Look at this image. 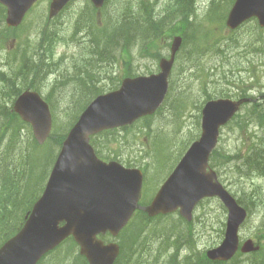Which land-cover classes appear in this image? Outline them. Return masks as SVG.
Returning <instances> with one entry per match:
<instances>
[{
  "label": "water",
  "instance_id": "water-1",
  "mask_svg": "<svg viewBox=\"0 0 264 264\" xmlns=\"http://www.w3.org/2000/svg\"><path fill=\"white\" fill-rule=\"evenodd\" d=\"M36 1L0 0L8 8L7 24L18 26ZM69 1L52 0L50 18ZM92 2L100 8L105 0ZM253 17L264 27V0H236L227 23L237 28ZM182 43V36L174 37L170 56L161 59L158 74L125 78L119 89L98 96L84 110L64 142L44 195L34 205L23 228L0 248V264H37L70 235L80 244L81 254L90 264H114L120 254L119 245H106L98 235L110 232L117 236L137 209L150 217L179 209L180 215L190 222L197 204L216 196L228 210V220L223 241L208 250L207 256L213 261H228L235 256L240 247V226L248 212L219 181L210 167V157L221 128L235 116L243 102L252 98H219L204 105L199 139L190 146L148 206L139 204L142 172L100 160L89 144L90 135L133 124L159 108L167 95L169 76ZM13 109L31 124L36 140L43 144L53 124L47 101L39 92L26 90L18 96ZM62 221L66 222L64 226H60ZM259 249L252 239L241 247L243 253Z\"/></svg>",
  "mask_w": 264,
  "mask_h": 264
},
{
  "label": "rangeland",
  "instance_id": "rangeland-1",
  "mask_svg": "<svg viewBox=\"0 0 264 264\" xmlns=\"http://www.w3.org/2000/svg\"><path fill=\"white\" fill-rule=\"evenodd\" d=\"M112 1L118 6L117 8L110 4ZM143 1H150L151 4L154 3L153 14L156 18H159L158 15L163 16L166 13L170 15L167 23L168 27L172 23L179 30L177 33L182 35H186L187 33V44L178 56L171 82H174V92L181 89L184 92L192 93L193 97L190 102L193 104L189 106L188 111L182 115L177 124L175 121L172 122L170 116L163 115V112L161 115L153 116L149 120H140L131 127L118 131L110 138H97V146L106 154L109 153V150L112 151L113 153L110 152V155L112 157H119L120 161L127 166L128 162L132 163V166L135 167H138L140 164L143 165L142 167L147 172L145 173L146 181H144L142 197H147L145 201H149L155 195L157 188L165 181L175 163L179 161L193 140L196 139L195 137L200 135L196 118V115L200 112L199 106L204 101L202 99L204 95L202 92L204 79L200 77L208 75V73L211 75L209 80H207V84L205 83L209 87V92L216 90L224 92L227 90L230 95L237 96L235 94L238 93L239 87H241V91L245 90L249 95L258 97L264 95V59L252 61V59L257 58V55L254 53L247 56L245 54L237 56L238 50L226 48L228 42L226 43L225 41L216 47H211V44H207V46L203 44L200 45L201 54L203 50L207 51V54L200 57L199 68L194 67L187 72H183L180 65L183 63V67L185 66L188 43H193L198 39L196 37L202 40L203 35H207V28L215 30L216 33L213 32L211 34L209 32L213 40L222 39L223 37L229 39L235 36L236 33L250 32V29L254 25H258L257 20L254 19L248 22L237 32L235 31L236 33L234 32V34L225 27V21L235 0H193V3L198 4V7L195 13H192V17L188 19V21H193L194 28L193 30H188L182 23L183 16H171L177 0ZM107 2L106 7L100 14L108 17L109 13H112L116 17L115 20L123 22L117 17H120L122 12H128V15L132 16L135 13L133 10L136 6H139L141 0H108ZM49 5L50 0H41L33 8V11H30L31 13L22 27L18 29L6 27L5 9L0 5V91L3 92H0V103L2 107L12 105L7 100L11 87V83L7 84V79H10V75H14L15 71L20 68L22 58L34 53V49L38 47L40 31L47 19ZM92 8L89 0H74L57 17L54 25L59 31H61V26L64 33L67 34L72 31V25L77 21L79 16L81 14L84 16L90 15ZM223 24L224 26L222 27ZM90 34L95 35L97 33L92 29L86 31L87 36ZM174 34L176 33L170 32V34L156 40L153 47H149L144 58L140 54V43H136L135 47L131 46L129 50L132 56V63H125L123 57L120 56L122 45L118 46L113 54L115 60L119 61L115 63L114 60V69L110 71L112 76L132 72L147 75L158 71L159 58L168 55V45ZM81 38L78 37L73 42L62 39V41L54 43L53 48H51L54 53L53 61L62 63L61 68L72 67L82 62L78 58L83 46ZM167 43L169 44L167 45ZM218 47L225 49L229 57L221 60L210 58L211 53ZM76 60L77 62H75ZM73 63L74 65H72ZM97 63L108 65L106 62ZM212 68H214L213 71L211 70ZM57 70L54 73L59 71ZM94 70L98 71L96 65L94 66ZM110 72L107 79L100 81L99 89L95 93L100 92L103 87V91L111 88ZM32 77L34 79V75L30 76V78ZM58 77L53 76L51 80L42 83L41 90L43 95L51 99L58 114L56 117L57 121L59 120L60 125L63 127H67L74 119L70 115L81 112L79 110L93 97L83 95L82 91L78 90L79 87L76 83H69L64 87L65 89L63 88V92H59L62 89L55 84ZM16 86L22 88L26 86L23 77L21 80L16 78ZM195 106L198 107L196 108ZM58 131V134L61 135L67 133L68 129L64 130V128H60ZM248 140L249 137H245V141ZM52 143L54 144V150H57L60 144V137L56 135L52 139ZM218 149L216 155L217 163L214 162L212 167L217 171L220 181L237 199L245 201L243 204L248 205L251 210L250 220L240 230L241 238L245 240L247 238L255 240L258 238L257 240L261 241V245L264 247V177H246L241 173L243 168H238L240 164L239 155L244 154L246 147L243 144V138L237 130H234L230 126L224 128ZM237 156L238 158H236ZM51 161L52 158L50 159ZM244 173H246L245 170ZM254 193H256V196H254ZM173 216L174 218H179L178 214ZM226 220L227 211L218 200L208 199L197 207L195 219L188 227V230L194 235L192 248L195 253L205 252L208 248L220 244L224 238ZM67 247L69 246L62 247V252H57L54 255L51 254L46 260L50 259L56 262L65 261L66 264H77L78 261H73L75 259L73 258V253ZM78 251L79 249L77 248L74 254H78ZM188 251L189 248L185 247L183 254L185 255ZM249 257L251 256H240L236 264H250Z\"/></svg>",
  "mask_w": 264,
  "mask_h": 264
},
{
  "label": "trees",
  "instance_id": "trees-1",
  "mask_svg": "<svg viewBox=\"0 0 264 264\" xmlns=\"http://www.w3.org/2000/svg\"><path fill=\"white\" fill-rule=\"evenodd\" d=\"M144 2L149 5H146ZM153 5L154 3L151 4L150 1L146 2L141 0L139 6H136L133 10L135 13L132 16H129L128 12H122V15L117 17L123 22L115 20L116 17L112 13L108 17H104L103 20H100L94 12H91L87 24H89V28L92 30L95 28L97 31H94L97 34H90L80 39L81 41L86 40L90 43L84 47L88 54L82 57L80 66L75 68V74L77 76L74 77L67 74V78H62L61 80L58 78L56 80V86L62 89L59 92H63L64 87L69 83H76L79 87L78 90L80 92L82 91L81 93L83 95L89 96L97 88V82L101 81L106 73L107 67L104 66L105 64L103 65V63L97 62L108 63L110 60H115L113 53L118 46L122 45L121 51L125 52V57H123L125 63H132V56L129 50L131 46L135 47L136 43H140V54L144 58L149 47H153L156 40L170 34V32H179L172 23L168 27L169 14L166 13L163 16L157 14L159 18H156L153 14ZM114 6L116 8L118 7L115 3ZM197 7L198 4L193 3V0H177L171 16H183L182 23L184 26L188 30H193V21H188V19L192 17V13H195ZM84 17L81 14L78 22H83ZM82 28H85L84 25ZM252 30L258 32L261 36L264 32L257 26H253ZM58 34H61V31L57 30L54 22H46L44 24L40 31L38 47L36 46L37 48L34 49V53L24 56L21 60L20 68L15 71L14 75H10L11 87L8 92L10 98L13 99L18 96L26 88L41 89L36 75L38 77L41 76L42 78H39V81L43 82L45 80V73L48 72L50 67L62 65L61 63L53 61L54 53L51 49L58 40ZM184 36L182 49L187 44V33ZM206 37L203 35L201 41L205 40ZM252 37V41L254 42V38L256 39V37ZM196 38L199 40V37ZM262 38L264 39V35ZM201 41L200 44L202 45L203 42ZM207 41H210V37ZM259 41L262 44L261 46L264 47V43L260 39ZM218 45L219 43L216 42L211 47ZM221 49V47L216 48L213 51L214 56H219L221 54L219 50ZM206 52L203 50L202 54ZM91 64L93 65L91 66V70H89ZM94 64L100 66L98 71L94 70ZM180 68L183 69V63H181ZM32 75H34V79L33 77L30 78ZM22 77L24 78V83L26 82V86L23 88L17 87L16 78L21 80ZM120 78H123V76H112L111 73L109 75L111 81H120ZM200 78L204 79L202 92L205 94L206 100L218 97H246L249 95L245 90L241 91V87H239L238 93L235 94L237 96L230 95L227 90L224 92H218V90L209 92V87L205 83L207 84L210 75H202ZM171 85L170 93L166 100L167 104L170 100L174 99L177 93V90L176 92L173 91V81ZM183 93L184 91L181 90L180 94L182 95ZM204 103V101L201 102L200 112L196 115L199 130L201 109ZM167 104L157 112V115H161L164 112ZM176 105V102L171 103L173 107L171 111L176 109ZM182 106L180 110L181 117L189 109L188 103L182 104ZM52 107L55 120V132L49 138V142L46 145L39 146L32 136L30 127L12 111V106L2 107L0 103V246L22 227L25 221V215L30 211L33 203L44 189L55 157L52 139L56 135L60 137V143L64 139L62 134H58V129L65 127L60 125L59 120L57 121L56 117L58 114L56 113L54 105ZM176 112L179 114V111ZM70 116L74 117L69 124L72 125L78 118V114H71ZM149 119L148 117L146 120ZM228 126L240 133L243 138V144L246 147L244 154L239 155L240 164L238 168L245 169L248 174L264 177V100L248 104L244 111L236 115ZM118 131L120 130L105 131L98 137L99 139L110 138ZM245 137H249V140L245 141ZM93 141L97 145V138H94ZM105 142L109 143L108 141ZM109 152L113 153L110 150ZM98 153L104 158L110 157V153L105 155L99 149ZM217 153L218 151L216 150L212 156V161L216 163ZM51 158L52 161L50 162ZM254 196H256V193H254ZM239 201L241 203L245 202L242 199ZM245 206L249 209L248 205ZM249 211L251 212L250 209ZM188 227L189 224L182 218H174L172 215L150 219L146 214L142 212L138 213L133 223L122 234V252L116 264H236L239 261L241 255H237L228 263L212 262L206 258L204 252L192 253L191 250H194L192 248L194 235L188 230ZM65 246H69L67 247L69 248L68 250L73 253V258H75L73 261H78L77 264H86L84 258H81L79 254H74L76 250L74 241L70 244L67 243L63 247ZM185 247L191 250L187 252L188 254L186 253L184 255L183 250ZM62 251L63 249L60 247L53 251L52 255ZM54 258L56 257L54 256ZM249 259L251 261H249L250 264H264V250L254 254L252 258L249 257ZM40 264L66 263L65 261L56 262L55 260L44 259Z\"/></svg>",
  "mask_w": 264,
  "mask_h": 264
},
{
  "label": "bare ground",
  "instance_id": "bare-ground-1",
  "mask_svg": "<svg viewBox=\"0 0 264 264\" xmlns=\"http://www.w3.org/2000/svg\"><path fill=\"white\" fill-rule=\"evenodd\" d=\"M107 3L108 2H106L105 4L107 5ZM114 1H112V2H110V4H112V5H114ZM109 4V5H110ZM110 15H111V13H109ZM89 21V15H85V17H84V20H83V22H81V23H79V22H74L73 23V29H72V31L71 32H69V33H64V30H63V28L60 26V30H61V34H58L57 35V41L55 42V43H58V42H60V41H62V39L64 40V39H66V40H70V41H72V40H74V39H76V38H78V37H84V36H87L86 35V31H88V30H90L91 28H89V24H87V22ZM83 25H84V27L85 28H82L83 27ZM224 26V24L222 25V27ZM254 26H257L258 28H260L262 31H264V27H262V26H260L259 24L258 25H254ZM100 27H101V25H100ZM225 27L231 32V33H234L235 31L237 32V29H238V27L237 28H232V27H230L229 25H228V23H227V21L225 22ZM94 30L95 31H97L95 28H94ZM206 32H207V37H206V39L205 40H203V41H201V40H198V39H196L193 43L192 42H189L188 43V48L186 49V51H187V56H186V63H185V66L183 67V72H187V71H189V70H191V69H193L194 67L195 68H199V59H200V57L201 56H205L206 54H207V52L206 53H204V54H201L200 53V41L201 42H203V44H204V46L206 45V44H214V43H219V44H221V43H223V41H225L228 45H226V48H230V49H232V50H238V53L236 54L237 56L238 55H241V54H245V56H247L248 54H252V53H254V54H256L257 55V58H255V59H252V61H255V60H260L261 58H263L264 59V47H262L261 45V43H260V41H259V39L264 43V39L262 38V36L264 35V32L262 33V36L258 33V32H256V31H254V30H252V29H250V32H248V31H246V32H242L241 34H239V33H234L235 34V36H232L231 38H229V39H227V37H223L222 39H216V40H213L212 38H211V36L209 35V32L211 33V34H213V32H215V30L214 29H206ZM216 33V32H215ZM252 36H254V37H256V39L254 38V42L252 41V39H253V37ZM62 37V38H61ZM209 37H210V41H207L208 39H209ZM216 37H218V36H216ZM258 38V39H257ZM154 39H157V38H154ZM85 42H87L86 40H85ZM86 44H90V43H85V44H82L83 46H82V49H81V54H80V56L78 57V58H80L81 60H82V57L83 56H85V54H88L87 53V51H85V49H84V47H85V45ZM169 43H167V45H168ZM202 44V45H203ZM133 45H135V44H133ZM169 46V51H171V45L169 44L168 45ZM264 46V45H263ZM196 47V48H195ZM195 48V49H194ZM239 50H241V52H239ZM219 52H221V54L219 55V56H214V53L212 52L211 53V55H210V58H215V59H226V58H228L229 57V55H228V53L226 52V50L225 49H221V50H219ZM79 59V60H80ZM262 60V59H261ZM75 62H77V60L75 61ZM256 62H259V61H256ZM81 63V62H80ZM80 63H78V64H76L75 66H72V67H66V68H61L62 67V65H58V66H53V67H48L49 68V70H48V72L47 73H45V80L43 81V82H41V81H39V78H42L41 76H39L38 77V75H36V79L38 80V82H39V85H40V87L42 86V83H45V82H47V81H49V80H51L53 77H52V75L53 76H56V77H58L59 78V80H61L62 78H67V74H69L70 76H77V74H75L76 73V71H75V68H78L79 66H80ZM114 60H110V61H108V65H104L105 67H107L106 68V73H109L110 71H112V69H114ZM72 65H74V63L72 64ZM61 68V69H60ZM59 71H58V70ZM58 71L57 73H54L55 71ZM212 71L214 70V68H212L211 69ZM197 71V70H196ZM193 72H195V71H193ZM111 73V72H110ZM208 75H210L209 73H208ZM118 76H120L121 77V75L119 74ZM211 76V75H210ZM58 78H56V80H58ZM108 78V76L107 75H104L103 77H102V79H107ZM101 79V80H102ZM122 78H120V81H112V82H110L111 83V88H113L114 90L115 89H118L121 85H122ZM8 83H11L10 82V79H7V84ZM98 83V86H97V88L93 91V92H91V94H94L98 89H99V84H100V81H98L97 82ZM109 83V84H110ZM55 84H57L56 82H55ZM1 93H3L2 91H0ZM180 92H181V89H179L178 91H177V93L175 94V96H174V99L173 100H170L169 102H168V104H167V101H163L161 104H160V106H159V108H158V110L160 111V109L161 108H163L166 104H167V106H166V108H165V110H164V114L163 115H165V116H170L171 118H172V122H174L175 121V123L177 124L178 122H179V119H180V117H181V112H180V110L182 109V104H186V103H188V106H190L191 104H193V103H191L190 101H191V99H192V97H193V94L192 93H188V92H184L182 95L180 94ZM90 94V95H91ZM203 100H204V102H210V101H212V100H215V98H211V99H208V100H206V98H205V94L203 95V98H202ZM8 100V102H10V103H12V101H13V99L12 98H8L7 99ZM173 102H176V109L174 110L173 109V111H171V109L173 108L172 106H171V103H173ZM203 102V101H202ZM249 104V102H243L241 105H240V108L238 109V111L236 112V115H238V114H240L241 112H243L244 111V109L246 108V106ZM177 106H178V108H177ZM196 108L198 107V106H195ZM199 108H200V106H199ZM176 111H179V114H177V112ZM175 114V115H174ZM174 118H176V119H174ZM179 118V119H178ZM165 119V118H164ZM178 119V120H177ZM244 170L245 169H242V171H241V173L244 175V176H246V177H252V176H256L255 174H248L247 172L246 173H244ZM216 198H219L218 196H216ZM250 220V218L249 219H246L243 223H242V225L240 226V229H242V227L248 222ZM191 249H189V251H190ZM192 251V253L194 252V250H191ZM188 254V253H187Z\"/></svg>",
  "mask_w": 264,
  "mask_h": 264
}]
</instances>
